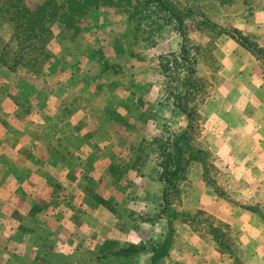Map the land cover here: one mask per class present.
Returning a JSON list of instances; mask_svg holds the SVG:
<instances>
[{
    "label": "rangeland",
    "instance_id": "obj_1",
    "mask_svg": "<svg viewBox=\"0 0 264 264\" xmlns=\"http://www.w3.org/2000/svg\"><path fill=\"white\" fill-rule=\"evenodd\" d=\"M24 1L33 14L44 2ZM201 6L217 30L264 50V0ZM123 18L103 8L84 20L79 36L56 23L54 65L33 77L0 70V264H264V57L230 35L214 42L190 29L205 48L198 72L207 94L194 136L208 164L206 171L191 164L184 198L173 207L171 249L153 262V244L169 232L167 220L142 219L158 203V159L144 156L135 171L131 148L186 125L154 71L180 39L167 27L153 47L118 42L111 26ZM14 36L0 16V55ZM100 49L106 65L93 59ZM134 82L151 86L133 95ZM22 91L28 109L12 99ZM129 245L145 250L116 255Z\"/></svg>",
    "mask_w": 264,
    "mask_h": 264
},
{
    "label": "trees",
    "instance_id": "obj_2",
    "mask_svg": "<svg viewBox=\"0 0 264 264\" xmlns=\"http://www.w3.org/2000/svg\"><path fill=\"white\" fill-rule=\"evenodd\" d=\"M203 1L44 0L38 8V12L33 14L27 10L24 0H0L2 3L0 16L4 21L10 22L15 31L12 41L0 55V70L4 69L17 75L23 73L25 76L33 77L43 74L49 66L51 67L55 58L49 49V43L54 35L53 25L59 23L66 30L73 31L75 35L79 36L85 33L82 26L84 20L96 15L103 8H112L124 16L123 19L111 26L112 34L118 42L127 41L130 45L139 43L145 47H153L163 37V31L167 27H171L179 36L178 49L161 55L154 71L163 79L162 89L166 94L167 103H170L174 113L184 117L186 125L179 133L171 134L167 138L156 137L150 142L143 141L138 147L131 148L136 158L131 168L135 171H141V162L145 161V157L157 155L158 171L154 179L159 185L156 197L158 203L154 207L155 211L142 219L154 224L167 220L169 227L167 238L163 243H154L151 249L159 257L167 254L171 249L173 219L175 218L173 207L178 200L181 203L180 201L184 198L181 186L188 179L191 164L199 162L204 167V171L208 164L209 152L202 145V141L194 136L197 132V125H200L199 122L202 120L200 108L204 104V96L207 94L205 92L206 81L198 72L205 48L200 44H195L189 38L190 29L196 28L206 35L209 34L214 42L222 35H230L257 59L262 60L264 57L263 48L257 43H253V47L250 46L248 39L243 38L242 34L237 36L228 31L217 30L215 27L217 25L212 24L209 18L203 14L201 9ZM217 1L221 5H227L239 0ZM192 4H196L195 7H192ZM89 31L96 35L91 30ZM93 55L95 62L106 65L101 49L96 50ZM107 69H111V67L107 66ZM21 82H24V79ZM149 86L151 85L134 82L131 93L136 95ZM12 99L21 109H28L32 105L26 91L13 96ZM137 173L142 177L146 176L142 172ZM204 179L208 180L207 174ZM249 210L257 212L255 208ZM189 223L194 226V222L190 221ZM211 229L216 235L215 240L219 248H222L223 243L220 242L219 230L213 228L212 224ZM142 247L140 249L137 245H129L116 255L127 257L144 251L145 246L142 245Z\"/></svg>",
    "mask_w": 264,
    "mask_h": 264
},
{
    "label": "crops",
    "instance_id": "obj_3",
    "mask_svg": "<svg viewBox=\"0 0 264 264\" xmlns=\"http://www.w3.org/2000/svg\"><path fill=\"white\" fill-rule=\"evenodd\" d=\"M171 242H172V240H171ZM171 246H172V243H171ZM145 253L147 254L148 252H145ZM150 254H151V257H152L151 258L152 261L154 260L156 262V260H159L160 259V257L159 256H156L154 252L151 251Z\"/></svg>",
    "mask_w": 264,
    "mask_h": 264
}]
</instances>
